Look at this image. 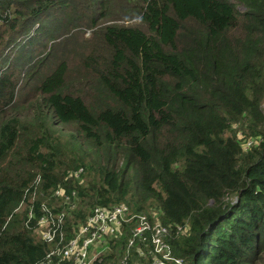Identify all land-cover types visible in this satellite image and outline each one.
Returning a JSON list of instances; mask_svg holds the SVG:
<instances>
[{"label":"trees","instance_id":"16d2710c","mask_svg":"<svg viewBox=\"0 0 264 264\" xmlns=\"http://www.w3.org/2000/svg\"><path fill=\"white\" fill-rule=\"evenodd\" d=\"M73 21L91 40L27 69L28 45ZM19 44L0 67V264L56 247L35 229L42 203L65 241L123 203L169 228L183 264H264V0H0V52ZM11 65L31 82L19 100ZM134 225L94 264H116ZM134 243L129 264L147 263Z\"/></svg>","mask_w":264,"mask_h":264},{"label":"built area","instance_id":"2783aa9c","mask_svg":"<svg viewBox=\"0 0 264 264\" xmlns=\"http://www.w3.org/2000/svg\"><path fill=\"white\" fill-rule=\"evenodd\" d=\"M79 168L74 172L78 176ZM36 181H39L37 178ZM35 194V192H33ZM72 195L75 193L72 192ZM55 196L66 201L70 196L65 189L59 187ZM43 215L36 222V231L45 242L57 241L46 255L44 264H94L100 262L107 249V242L118 236L125 224L134 222L132 234L126 245L124 256L116 264H129L128 255L134 246L135 239L142 242L143 248H138L140 257L147 258L145 264H183V259L172 253L166 240L169 228L159 221L150 222L143 214L132 213L126 204L120 203L111 207L96 206L87 216L84 223L78 226L73 235L64 240L63 213L53 214L46 204L40 206ZM32 207L28 216L32 217ZM180 229V227H178Z\"/></svg>","mask_w":264,"mask_h":264},{"label":"rangeland","instance_id":"374dc122","mask_svg":"<svg viewBox=\"0 0 264 264\" xmlns=\"http://www.w3.org/2000/svg\"><path fill=\"white\" fill-rule=\"evenodd\" d=\"M50 27V25H49ZM94 28L92 27H88V26H82L80 22L78 21H73L72 25H70L68 27L65 28H61V27H50V35H54V39L51 40H42L39 45L36 44H29L28 45V51H30L29 53L31 54L30 57L26 60V64H27V69H29L32 65L33 62H35L39 57H43L45 55V53L49 50V48L55 44V43H59L60 45H63L64 41L66 40L67 36H72L75 40V46H80V44H86V41H90L92 35L91 32ZM34 34V33H33ZM72 37H69L68 39H73ZM23 44V43H21ZM25 44V43H24ZM22 46L19 44L17 46H10L6 51L3 50L0 52V57L1 58H5L6 60L2 63H0V67L1 68H5V66L9 65L10 63H12L13 61H15L18 58V55L20 53V51L22 50ZM73 53V55L76 56V50L72 49V51L70 50V52L68 53V55H70V53ZM21 61H24L23 58L20 59ZM70 60H74V56H72V58ZM14 70L15 69V73L18 76V81L20 82L19 87L16 91V95L17 98L19 100L20 96L22 94H24L28 88L31 86V82L28 83L27 86L23 87L25 78L22 76L23 74L18 75V70L20 69V65H18L17 67L12 68V65L9 68L10 70ZM20 104V101H16V104ZM65 131H69L70 127H64ZM248 144V142H246V145ZM20 207V206H19ZM17 207V209L19 208Z\"/></svg>","mask_w":264,"mask_h":264}]
</instances>
